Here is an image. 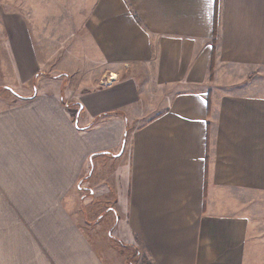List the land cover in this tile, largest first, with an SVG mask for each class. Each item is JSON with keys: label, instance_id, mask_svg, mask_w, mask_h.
<instances>
[{"label": "crops", "instance_id": "1", "mask_svg": "<svg viewBox=\"0 0 264 264\" xmlns=\"http://www.w3.org/2000/svg\"><path fill=\"white\" fill-rule=\"evenodd\" d=\"M53 2L0 1V264H264V0Z\"/></svg>", "mask_w": 264, "mask_h": 264}, {"label": "rangeland", "instance_id": "2", "mask_svg": "<svg viewBox=\"0 0 264 264\" xmlns=\"http://www.w3.org/2000/svg\"><path fill=\"white\" fill-rule=\"evenodd\" d=\"M0 1H1V4L4 8L11 9V10L12 9H21V0H0ZM41 3L45 6H47V8L52 9V5L54 2H53V0H41ZM45 6L44 7L42 6V8H45ZM0 9H1V7H0ZM251 69L252 70H249L247 68L242 69L239 67L231 68V69L221 68V70L219 71V75H217V79H219L223 83L224 82H234V81L240 82V81H242V83H241L242 85L231 86V88H229V89H234V90L240 89V90H244V91L245 90L250 91L251 89L253 91L258 90L260 85H257V83L260 84V82L264 80V68H261V69L251 68ZM214 71L215 70L213 67L212 73L210 72V76H209V79L212 81L216 77L214 75V73H215ZM54 73L55 72H50V74H48L47 77H54ZM57 74H59V73H57ZM143 78H144V76H143ZM144 82H145V78H144ZM35 83L36 82L34 81V84ZM209 85L212 86L211 83ZM251 86H253V87H251ZM6 89H7L6 87L0 86V92L1 93L4 92V95H7V97H10L11 94ZM32 94H33V92L31 93V95ZM160 94H161V90H155V93L150 92L149 108H151L153 106V101H156L159 98ZM140 107L143 110L145 107V103H141ZM150 112L148 111V113H150ZM139 123H138V125H139ZM129 127H131V126H129ZM132 127H135V126L132 124ZM84 194L85 195L83 198L81 197V198H78L77 200L76 199L67 200L66 201L67 207L68 206H73V208L74 207H81L82 209L85 210V212L87 214L88 210L89 211L91 210L93 202L90 203V201L92 199L90 200L89 194L88 195L86 193H84ZM7 208H9V205ZM253 208H255V207H253ZM256 213L259 216V215H262L264 213V211H261V209L258 208V209H256V212L254 214H256ZM12 216L13 217H12L11 222L4 224V225L0 224V234H2V232L6 230L5 229L6 225L8 226L7 230L13 229L14 225L15 226L16 225L17 226H24L25 222H24V224H22V221H21V219H19V216H18V219L15 215H12ZM20 216H22V215H20ZM23 217L24 216H22V218ZM90 217H91L92 221L90 219H86V217H85V219L88 222L91 221L94 224V221L96 220L95 219L96 215L93 214ZM83 224L84 223H82V225ZM25 226H26V224H25ZM93 235H94L93 238L98 239V240H95L96 250H98V252H100L102 255L109 257L110 264H140V258L138 256H135V254L137 253L136 251H139L140 253H144V251H142L139 247H136L135 245L126 244L124 241H121L118 239L110 238L109 236H107L105 234V232H102V231L97 232V234H96V232H94ZM4 250H5V248L1 247V243H0V252L2 251L1 253H4Z\"/></svg>", "mask_w": 264, "mask_h": 264}, {"label": "trees", "instance_id": "3", "mask_svg": "<svg viewBox=\"0 0 264 264\" xmlns=\"http://www.w3.org/2000/svg\"><path fill=\"white\" fill-rule=\"evenodd\" d=\"M216 33H217V27L215 26L214 28V48H213V55H212V66H211V70L210 72L212 73L213 70V60L215 59V39H216ZM63 74H57L55 76H61ZM115 112H111V113H107V114H103L102 116H99L97 119H95L94 123L97 122L98 120L101 119V117L103 116H107V115H115ZM137 253L135 254V256H138L140 258V264H155L151 258L145 254V253H140L139 251H136Z\"/></svg>", "mask_w": 264, "mask_h": 264}]
</instances>
